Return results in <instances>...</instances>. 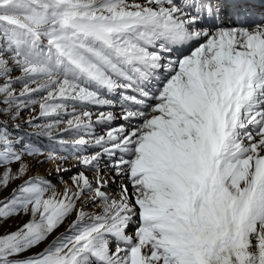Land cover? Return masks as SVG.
I'll list each match as a JSON object with an SVG mask.
<instances>
[{"label": "snow or ice", "instance_id": "1", "mask_svg": "<svg viewBox=\"0 0 264 264\" xmlns=\"http://www.w3.org/2000/svg\"><path fill=\"white\" fill-rule=\"evenodd\" d=\"M0 264H264V0H0Z\"/></svg>", "mask_w": 264, "mask_h": 264}, {"label": "rangeland", "instance_id": "2", "mask_svg": "<svg viewBox=\"0 0 264 264\" xmlns=\"http://www.w3.org/2000/svg\"><path fill=\"white\" fill-rule=\"evenodd\" d=\"M38 113V109H37ZM24 119L29 118V113L25 112ZM42 122V121H41ZM29 131H32V129H29ZM38 144H45L47 143L46 140L41 139L37 141ZM58 156H64L67 157V160H59V164L62 169L66 171L56 172V162L49 161L44 164L42 168H40L39 174L44 175L45 173H48L47 178L51 180V182L57 187L58 191H61L65 184L70 185L71 184V176L75 175L78 170V165L75 159L74 154H70L68 151H58ZM90 175V174H89ZM18 223V222H16ZM63 231V229H61Z\"/></svg>", "mask_w": 264, "mask_h": 264}]
</instances>
